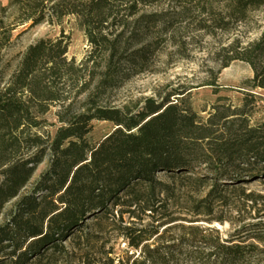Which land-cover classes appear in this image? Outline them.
<instances>
[{
  "label": "trees",
  "instance_id": "16d2710c",
  "mask_svg": "<svg viewBox=\"0 0 264 264\" xmlns=\"http://www.w3.org/2000/svg\"><path fill=\"white\" fill-rule=\"evenodd\" d=\"M165 1L9 0L0 8V53L17 27L69 16L91 48L76 64L66 56L68 36L40 39L0 86V214L15 199L0 224V264H264V224L225 241L196 226H179L176 238L169 227L160 233L176 221L162 222L175 186L208 189L194 209L207 224L222 222L213 217L215 208L231 197L253 201L245 187L264 183V122L251 123V92L239 90L240 107L218 105L206 119L193 110L188 89L165 88L134 108L100 103L123 75V64L140 67L150 54L145 40L153 16H141L137 24H145L124 40L128 20ZM225 1L220 29L224 19L241 22L264 7V0ZM131 46L138 48L126 55ZM223 51L222 68L247 64L253 75L244 86L264 91V34ZM52 109L56 126L46 119ZM93 122L112 125L98 142L89 139ZM44 160L46 168L22 193ZM124 215L139 221L122 226ZM141 216L151 224L142 225ZM107 231L125 241L123 257L99 243Z\"/></svg>",
  "mask_w": 264,
  "mask_h": 264
},
{
  "label": "rangeland",
  "instance_id": "374dc122",
  "mask_svg": "<svg viewBox=\"0 0 264 264\" xmlns=\"http://www.w3.org/2000/svg\"><path fill=\"white\" fill-rule=\"evenodd\" d=\"M8 1L0 0V8L5 7ZM226 4L225 0L222 2L186 0L177 5L174 0H166L162 4L142 8L137 15L128 20L123 37L126 40L133 33L134 27L137 29L145 24L143 22L137 24L141 16H153V21L150 24L146 23L149 26L145 40V43L150 44L148 59L142 66L136 68L123 64V75L114 87L106 89L100 103L103 106L120 109L134 108L145 98L163 94L165 88L188 89L193 110L206 119L218 105L240 107L243 94L239 90H242L251 92L256 97L251 123L264 122V91L248 90L244 86V82L253 75L250 67L243 62L233 61L228 67L222 68L226 56L224 48L235 44L247 46L264 34V7L249 12L246 19L241 22L228 23L227 19H224L225 27L220 29L217 26L220 19L225 17ZM60 35L69 37L66 55L68 60L79 64L90 52V45L74 17H65L59 23H43L34 27H30L29 24L19 26L12 32L10 44L0 53V86L8 81L28 46L40 39H55ZM136 48L138 47H129L126 55ZM96 72H101V69H97ZM55 111L56 109H52L46 116L48 123L54 126ZM111 129L112 125L107 122H93V131L89 139L98 142ZM49 131L54 133V127L49 128ZM46 166L47 161L44 160L22 193L30 188ZM245 188L247 194H253L252 202L231 197L226 206L215 208L213 217L221 219L222 222L207 224L203 221L208 217L195 216L194 209L198 201L205 197L208 189L193 191L190 187L175 186V193L166 204L165 214L169 217L164 218L162 222L168 219L176 221L161 228L160 233L169 227L172 229L169 232L170 236L176 238L180 231L179 226H196L217 232L220 239L225 241L241 234L242 228L246 226L264 224V183L256 181ZM14 202L15 199L2 210L0 224ZM140 218L142 225L151 224L148 216ZM132 221L139 220L136 218L129 220L127 215H124L122 226L131 225ZM85 231L87 232V229ZM106 233L100 235L99 243L105 245V251L112 250V256L123 257L125 241L117 237L116 233L109 231ZM65 244L69 246L72 242L68 240ZM76 256L74 259L78 260L79 254L76 253ZM74 264L80 262L76 261Z\"/></svg>",
  "mask_w": 264,
  "mask_h": 264
}]
</instances>
